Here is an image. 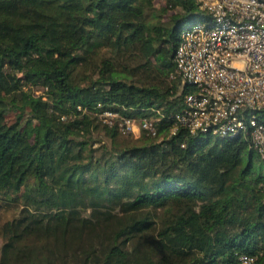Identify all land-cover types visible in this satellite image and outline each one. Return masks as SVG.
<instances>
[{
	"label": "trees",
	"instance_id": "trees-1",
	"mask_svg": "<svg viewBox=\"0 0 264 264\" xmlns=\"http://www.w3.org/2000/svg\"><path fill=\"white\" fill-rule=\"evenodd\" d=\"M209 19L197 0H0V264H264L250 134L170 135L195 90L180 35Z\"/></svg>",
	"mask_w": 264,
	"mask_h": 264
},
{
	"label": "built area",
	"instance_id": "built-area-1",
	"mask_svg": "<svg viewBox=\"0 0 264 264\" xmlns=\"http://www.w3.org/2000/svg\"><path fill=\"white\" fill-rule=\"evenodd\" d=\"M210 19L180 35L175 74L194 87L185 108L173 117L170 135L179 129L229 138L250 134L252 147L264 158V0H197ZM82 110L81 106L78 107ZM96 116L127 136H158L156 119H134L97 106ZM161 115L159 111H156ZM250 255L240 264H255Z\"/></svg>",
	"mask_w": 264,
	"mask_h": 264
},
{
	"label": "rangeland",
	"instance_id": "rangeland-1",
	"mask_svg": "<svg viewBox=\"0 0 264 264\" xmlns=\"http://www.w3.org/2000/svg\"><path fill=\"white\" fill-rule=\"evenodd\" d=\"M200 23H202L204 26H207V24H208L207 21H202V22H200ZM194 24H195V23H193L192 25H194ZM190 26H191V25H190ZM190 26L185 27L184 30H183V32H186V30H188ZM150 118L153 119V120L155 119V117H154L153 115H152Z\"/></svg>",
	"mask_w": 264,
	"mask_h": 264
}]
</instances>
